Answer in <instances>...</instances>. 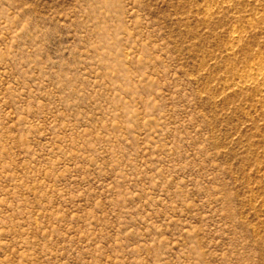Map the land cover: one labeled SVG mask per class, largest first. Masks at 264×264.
Returning a JSON list of instances; mask_svg holds the SVG:
<instances>
[{
    "label": "rangeland",
    "instance_id": "obj_1",
    "mask_svg": "<svg viewBox=\"0 0 264 264\" xmlns=\"http://www.w3.org/2000/svg\"><path fill=\"white\" fill-rule=\"evenodd\" d=\"M0 264H264V0H0Z\"/></svg>",
    "mask_w": 264,
    "mask_h": 264
},
{
    "label": "bare ground",
    "instance_id": "obj_2",
    "mask_svg": "<svg viewBox=\"0 0 264 264\" xmlns=\"http://www.w3.org/2000/svg\"><path fill=\"white\" fill-rule=\"evenodd\" d=\"M258 74H259V73H258ZM251 75H252V73H251ZM253 76H254V74H253ZM253 76H252V77H253ZM254 77H255V76H254ZM256 77H258V76L256 75ZM256 77H255V79H256Z\"/></svg>",
    "mask_w": 264,
    "mask_h": 264
}]
</instances>
